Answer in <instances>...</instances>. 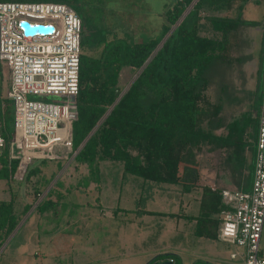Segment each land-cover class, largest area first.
<instances>
[{
	"label": "trees",
	"instance_id": "16d2710c",
	"mask_svg": "<svg viewBox=\"0 0 264 264\" xmlns=\"http://www.w3.org/2000/svg\"><path fill=\"white\" fill-rule=\"evenodd\" d=\"M237 1L166 0L159 12V33L143 35L140 40L128 32L120 36L105 22L82 18L79 91L66 101L78 112L73 119L72 149L77 166L87 167L83 187L101 182V164L106 160L122 161L124 173L139 175L146 181L179 184L185 192L201 187V212L192 216L198 219L196 232L219 238L220 215L233 206L224 198L223 188L202 182L198 155L204 142L213 143V149H217L225 141L214 132L219 126L216 118L220 109L208 94L209 70L215 63L232 60V35L239 30L242 19L208 14L207 10L230 8ZM203 18L220 37L200 31ZM127 67L139 73L123 92L120 82ZM1 80L0 119L5 143L0 153V188L5 196L0 199V246L35 202L27 200L19 210L20 186L32 183L33 176L41 171L30 164L23 179L16 177L19 159L11 154L14 104L2 95ZM232 143L234 148L223 165L239 188L249 189L255 157L248 163L244 146ZM37 185L35 199L40 193ZM54 192L51 189L49 197L36 206L39 213L57 204L51 198ZM61 196L59 193L58 198ZM165 259L175 262V254L158 253L147 264Z\"/></svg>",
	"mask_w": 264,
	"mask_h": 264
},
{
	"label": "rangeland",
	"instance_id": "374dc122",
	"mask_svg": "<svg viewBox=\"0 0 264 264\" xmlns=\"http://www.w3.org/2000/svg\"><path fill=\"white\" fill-rule=\"evenodd\" d=\"M165 1L64 2L83 18L93 23L105 22L120 36L128 32L140 40L143 35L159 33L162 23L159 12L164 9ZM244 22L232 35V60L213 64L209 74L212 81H224L230 86H234L231 83L254 82V86L262 88L264 46L258 48L255 44L261 43L260 35L264 36V11L258 12L256 25ZM209 33L211 35V31ZM243 54H247L245 62L238 58ZM137 72L130 67L124 69L120 82L123 92ZM0 78L2 95L7 96L11 78L5 60L0 61ZM47 98L64 102L70 100L71 95L52 94ZM259 105L260 100L256 98L254 107ZM54 152V158H46L43 162L36 159L30 163L39 166L41 171L33 176L32 183L20 186L22 197L18 208L22 210L27 200L35 202L22 215L13 237L1 244L0 264H147L158 253L175 254L173 264H244L240 254L235 258L230 255L234 250H241L240 246L196 232L198 219L192 216L201 212V187L185 192L179 184L146 181L139 175L124 173L123 163L119 160L103 161L101 182H91L83 187L82 178L88 171L85 166L71 164L76 162V152H69L62 145H56ZM198 158L201 165L204 161L207 163L202 182L207 183L210 178L209 166L213 174L215 170L220 175L224 173L219 167L218 154L200 152ZM65 163L69 165L64 167ZM29 165L17 171V179L25 177ZM57 181L62 184L58 185ZM35 184L40 188L36 199ZM51 189L55 191L51 198L57 200V204L39 213L36 206L49 197ZM59 193L62 194L60 198ZM0 196H4L1 188ZM261 251L264 254V229Z\"/></svg>",
	"mask_w": 264,
	"mask_h": 264
},
{
	"label": "built area",
	"instance_id": "2783aa9c",
	"mask_svg": "<svg viewBox=\"0 0 264 264\" xmlns=\"http://www.w3.org/2000/svg\"><path fill=\"white\" fill-rule=\"evenodd\" d=\"M24 20L53 30L28 33ZM82 25V16L64 1L0 0V61H6L11 78L7 96L14 104L11 154L19 159L17 171L56 157V145L73 150L72 105L47 96L79 91ZM4 143L0 119V153ZM256 144L251 187L222 190L233 208L220 215L219 238L241 247L230 255L240 254L244 264H264V86Z\"/></svg>",
	"mask_w": 264,
	"mask_h": 264
},
{
	"label": "crops",
	"instance_id": "0c3cea01",
	"mask_svg": "<svg viewBox=\"0 0 264 264\" xmlns=\"http://www.w3.org/2000/svg\"><path fill=\"white\" fill-rule=\"evenodd\" d=\"M207 11L208 14L210 13V14H219V15L239 16L242 19V24L245 23L244 21H247L248 24L250 25H256L258 12L262 11L263 13L264 11V0H238L236 4L230 8H224L221 10H212V11L207 10ZM232 12H234L233 15ZM200 31L205 34H210L209 31H211L210 36L220 37L219 32L213 30L210 22L204 18L200 21ZM258 31L261 32L260 28L258 29ZM260 36L262 39L261 43L257 42L255 44V47L258 48L260 46H264V36L262 35ZM231 57L233 58L232 53H231ZM246 57L247 54L245 55L243 54L238 58L239 60H243V62H245ZM248 66L250 67L252 65H248ZM215 69L218 70L219 68H215ZM231 84H233L234 86H230V84H227L224 81L211 80L210 85L208 87V94L210 99L214 103H217L220 109V112L218 113V117L216 118V123L219 126L214 129V132L215 134H217L218 136H220L225 140L223 143L219 144V147L217 149H213V143L209 144L204 142L202 145L201 153L203 154L206 153L207 155L208 154L219 155L220 157L219 167L220 169L224 170V173H221V175L217 173L216 170H215V174H213V169H211L209 166L210 174L208 176L210 178L208 182L205 183L213 187H217V186L221 188L234 187V186H230L235 184V182L232 180L233 178L232 174L230 170L223 165L225 156L228 153H230L234 148L233 144L235 143H232V141L239 143L240 146L241 144L244 146L243 153L248 163L254 160V157L256 155V154L254 155V152L256 150L260 105L258 108L254 107V105L256 102V98H259L261 103V94L264 83L262 88L258 87V85L254 86V82L253 83L241 82V83H231ZM71 164H75L77 166L75 162L74 163L72 162ZM65 165H69V164L65 163L64 167ZM81 166L82 164L78 165L77 167H81ZM206 166L207 163L204 161L203 165H201L202 168L201 172H204V169L207 168ZM202 180H203V174H202ZM4 196H5V192H4ZM3 197L0 196V199ZM17 230H18V226L12 232V234L9 236L8 239H11Z\"/></svg>",
	"mask_w": 264,
	"mask_h": 264
},
{
	"label": "water",
	"instance_id": "95a60500",
	"mask_svg": "<svg viewBox=\"0 0 264 264\" xmlns=\"http://www.w3.org/2000/svg\"><path fill=\"white\" fill-rule=\"evenodd\" d=\"M22 25L25 27V30L28 33L47 32V31L53 30L52 25L30 24L26 20L22 21ZM138 73L136 74V76L138 75ZM136 76L134 77V79L136 78ZM71 110L73 112V115L77 117L78 115L77 108L75 106H71ZM173 263H174L173 259H165V260L158 262L157 264H173Z\"/></svg>",
	"mask_w": 264,
	"mask_h": 264
}]
</instances>
